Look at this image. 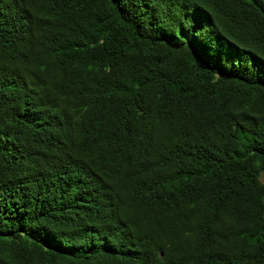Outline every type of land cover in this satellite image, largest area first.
<instances>
[{
    "label": "trees",
    "instance_id": "trees-1",
    "mask_svg": "<svg viewBox=\"0 0 264 264\" xmlns=\"http://www.w3.org/2000/svg\"><path fill=\"white\" fill-rule=\"evenodd\" d=\"M0 264H264V0H0Z\"/></svg>",
    "mask_w": 264,
    "mask_h": 264
}]
</instances>
